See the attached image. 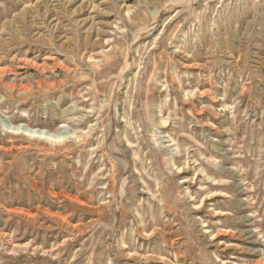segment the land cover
Instances as JSON below:
<instances>
[{
	"label": "rangeland",
	"instance_id": "374dc122",
	"mask_svg": "<svg viewBox=\"0 0 264 264\" xmlns=\"http://www.w3.org/2000/svg\"><path fill=\"white\" fill-rule=\"evenodd\" d=\"M1 71L0 264H264V0H0Z\"/></svg>",
	"mask_w": 264,
	"mask_h": 264
},
{
	"label": "bare ground",
	"instance_id": "6f19581e",
	"mask_svg": "<svg viewBox=\"0 0 264 264\" xmlns=\"http://www.w3.org/2000/svg\"><path fill=\"white\" fill-rule=\"evenodd\" d=\"M191 1V0H190ZM182 7V6H181ZM4 72V71H3ZM2 73V71L0 72ZM9 86V85H8ZM12 87V86H11ZM27 129V128H26ZM17 131V130H16ZM20 133H26V135H29L30 137H38L40 139H45V140H48V141H53V142H60L61 141V138H58L56 135L55 136H46V135H43L42 132H38V131H32V130H19ZM18 131V132H19ZM40 131V130H39ZM51 138V139H49ZM60 139V140H59ZM63 140V139H62Z\"/></svg>",
	"mask_w": 264,
	"mask_h": 264
},
{
	"label": "water",
	"instance_id": "95a60500",
	"mask_svg": "<svg viewBox=\"0 0 264 264\" xmlns=\"http://www.w3.org/2000/svg\"><path fill=\"white\" fill-rule=\"evenodd\" d=\"M11 129V128H10ZM21 129H23L24 131H25V129L24 128H21ZM20 129H18V131H19Z\"/></svg>",
	"mask_w": 264,
	"mask_h": 264
}]
</instances>
